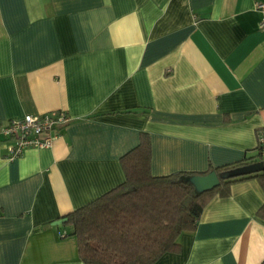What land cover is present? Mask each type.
Here are the masks:
<instances>
[{
	"label": "crops",
	"instance_id": "0c3cea01",
	"mask_svg": "<svg viewBox=\"0 0 264 264\" xmlns=\"http://www.w3.org/2000/svg\"><path fill=\"white\" fill-rule=\"evenodd\" d=\"M258 2L0 0V128L26 114L70 117L50 147L14 158L0 132V264H84L54 221L124 180L120 157L140 132L153 175L257 154ZM263 203L258 178L233 182L153 264H264Z\"/></svg>",
	"mask_w": 264,
	"mask_h": 264
},
{
	"label": "trees",
	"instance_id": "16d2710c",
	"mask_svg": "<svg viewBox=\"0 0 264 264\" xmlns=\"http://www.w3.org/2000/svg\"><path fill=\"white\" fill-rule=\"evenodd\" d=\"M151 140L140 132L138 144L120 157L124 180L62 216L84 264H153L164 253L179 250L182 232L193 231L202 210L215 196H226L238 180L258 178L264 187V170L232 178H220L208 190L196 189L192 176L219 173L255 162V155L204 172L179 171L153 175ZM264 216V203L258 210Z\"/></svg>",
	"mask_w": 264,
	"mask_h": 264
},
{
	"label": "built area",
	"instance_id": "2783aa9c",
	"mask_svg": "<svg viewBox=\"0 0 264 264\" xmlns=\"http://www.w3.org/2000/svg\"><path fill=\"white\" fill-rule=\"evenodd\" d=\"M255 8L261 13L259 25L264 27V2L256 3ZM69 121L70 117L63 110L41 115L26 114L22 118L8 120L0 128L7 141L6 157L19 156L27 148L50 147ZM256 151L259 160L264 161V127L256 131Z\"/></svg>",
	"mask_w": 264,
	"mask_h": 264
},
{
	"label": "water",
	"instance_id": "95a60500",
	"mask_svg": "<svg viewBox=\"0 0 264 264\" xmlns=\"http://www.w3.org/2000/svg\"><path fill=\"white\" fill-rule=\"evenodd\" d=\"M264 170V161L259 160L252 163L240 165L231 169H227L216 173L215 171H210L203 175H196L191 178L196 189L198 190H208L219 184L220 178H232L241 175H248L252 173L261 172ZM65 218H60L54 221V224H61Z\"/></svg>",
	"mask_w": 264,
	"mask_h": 264
},
{
	"label": "rangeland",
	"instance_id": "374dc122",
	"mask_svg": "<svg viewBox=\"0 0 264 264\" xmlns=\"http://www.w3.org/2000/svg\"><path fill=\"white\" fill-rule=\"evenodd\" d=\"M256 160H259V158H258V156H257V154L255 155V157H254Z\"/></svg>",
	"mask_w": 264,
	"mask_h": 264
}]
</instances>
